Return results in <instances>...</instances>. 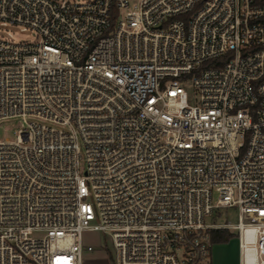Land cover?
I'll list each match as a JSON object with an SVG mask.
<instances>
[{
  "label": "built area",
  "instance_id": "built-area-1",
  "mask_svg": "<svg viewBox=\"0 0 264 264\" xmlns=\"http://www.w3.org/2000/svg\"><path fill=\"white\" fill-rule=\"evenodd\" d=\"M0 21L35 34L0 37V264H213L222 229L264 264V0H0Z\"/></svg>",
  "mask_w": 264,
  "mask_h": 264
},
{
  "label": "rangeland",
  "instance_id": "rangeland-1",
  "mask_svg": "<svg viewBox=\"0 0 264 264\" xmlns=\"http://www.w3.org/2000/svg\"><path fill=\"white\" fill-rule=\"evenodd\" d=\"M79 2H86L88 0H78ZM138 2V0H130L131 6L135 5ZM0 37H4L7 39H11L14 42H33L35 40V34L31 32L30 30H23L21 26L16 25H10V24H3L2 21H0ZM191 103H194V100L196 98V94L193 91V86L191 83H188L185 86ZM20 128V122L18 120H11V121H5L0 123V140L1 141H14L16 140V130ZM221 214V217L216 219V222L218 223H225L227 221H230L232 224H236L238 222V214L236 209H230V210H221L219 212ZM235 240L233 243L227 247L224 252H226V255H222L221 252H223L222 248L216 247L214 250V255L219 254L220 258V264H239V246H238V240L234 238ZM83 243L85 246V253H87L88 247L92 246L96 250L97 253L100 255L102 254H108V250L111 252V248H106V241H105V235L99 231L89 230L85 231L83 233ZM219 250V251H218ZM218 251V253H217ZM112 264H114L113 259Z\"/></svg>",
  "mask_w": 264,
  "mask_h": 264
},
{
  "label": "trees",
  "instance_id": "trees-1",
  "mask_svg": "<svg viewBox=\"0 0 264 264\" xmlns=\"http://www.w3.org/2000/svg\"><path fill=\"white\" fill-rule=\"evenodd\" d=\"M235 237L236 234L229 230L222 229L211 232V241L214 244H228Z\"/></svg>",
  "mask_w": 264,
  "mask_h": 264
},
{
  "label": "bare ground",
  "instance_id": "bare-ground-1",
  "mask_svg": "<svg viewBox=\"0 0 264 264\" xmlns=\"http://www.w3.org/2000/svg\"><path fill=\"white\" fill-rule=\"evenodd\" d=\"M256 238V232L254 229H249L247 231V240L248 242H253ZM245 257H247V261L249 264H257L256 254L253 250V247H247L244 252Z\"/></svg>",
  "mask_w": 264,
  "mask_h": 264
},
{
  "label": "crops",
  "instance_id": "crops-1",
  "mask_svg": "<svg viewBox=\"0 0 264 264\" xmlns=\"http://www.w3.org/2000/svg\"><path fill=\"white\" fill-rule=\"evenodd\" d=\"M235 239H232L228 244H215V247H214V250H215V248L216 247H220V248H222L223 250V252H221L220 251V253H222V255L224 256V255H226V252H224V250L227 248V247H229L232 243H233V241H234ZM219 251V250H218ZM218 251H217V253H218ZM219 258H220V256H219V254H217V255H214L213 254V264H220V260H219Z\"/></svg>",
  "mask_w": 264,
  "mask_h": 264
}]
</instances>
